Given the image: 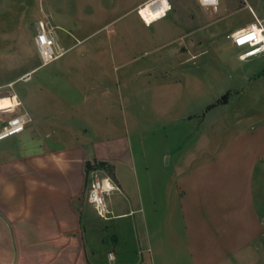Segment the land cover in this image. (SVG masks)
I'll return each instance as SVG.
<instances>
[{
    "label": "crops",
    "instance_id": "1",
    "mask_svg": "<svg viewBox=\"0 0 264 264\" xmlns=\"http://www.w3.org/2000/svg\"><path fill=\"white\" fill-rule=\"evenodd\" d=\"M41 13L31 25L29 53L15 60L41 56L35 43L38 23L50 25L48 14ZM52 28L59 40L70 33L60 23L54 22ZM0 61L4 56L0 55ZM10 61L0 63V129L25 110L33 122L22 133L0 142V264L255 262L252 255L260 251L264 239V222L254 206L262 148L252 150L247 145L240 151L243 158L237 166L222 160L223 152L213 156L219 157L218 161L208 157L187 171L181 168V156L173 162L167 155V166L174 163L168 176L156 173L161 166L148 165L140 171L131 152L120 149L119 138L108 135L113 125L103 123L108 124L106 135L91 140L89 129L81 123L83 114L89 117L91 109L114 107L113 81L104 70L80 74L81 70L63 63L44 71L38 77L39 84L17 91L14 86L22 76L45 65L6 81L18 67ZM73 76L86 79L73 81ZM93 77L100 79V88L91 84ZM191 158L193 162L198 157ZM89 162L109 164L121 189L109 199L110 219L128 222V233L119 234L134 244L126 255L105 253L97 232L89 227L93 219L88 209L96 212L89 202L83 205L89 188ZM114 196H118L119 206ZM110 253H114V260H110Z\"/></svg>",
    "mask_w": 264,
    "mask_h": 264
},
{
    "label": "rangeland",
    "instance_id": "2",
    "mask_svg": "<svg viewBox=\"0 0 264 264\" xmlns=\"http://www.w3.org/2000/svg\"><path fill=\"white\" fill-rule=\"evenodd\" d=\"M148 1L0 0V55L4 56L0 63L18 64L6 81L43 63L41 56L15 60L29 53L31 25L42 10L48 14L50 25L44 21L48 28L56 22L70 31L64 40L57 37L65 55L32 74L31 81L19 79L14 89L39 84L44 71L63 63L81 70L80 74L104 70L113 81L114 107L91 109L89 117L79 118L89 129L88 139L106 135L108 124H102L109 122L113 131L108 135L119 138L122 151L131 152L136 168L161 166L155 169L160 176L173 173L174 163L167 166V155L173 162L182 158L184 171L208 157L216 162L219 157L213 156L223 152L222 160L237 166L247 145L252 150L262 148L264 155V56L241 59L242 49L227 38L254 22L253 12L264 18V0H221L216 8L202 7L196 0H170L172 9L153 24L144 23L138 14ZM91 84L101 87L99 78ZM194 155L198 158L192 162ZM262 160L257 166L254 206L264 222ZM105 168L111 176L112 167ZM113 198L119 206L118 196ZM84 203L88 205L87 194ZM88 212L93 219L89 227L97 232L105 253L131 251L132 239L120 236L130 229L127 221L102 219L91 207ZM261 242L252 264H264V239Z\"/></svg>",
    "mask_w": 264,
    "mask_h": 264
},
{
    "label": "built area",
    "instance_id": "3",
    "mask_svg": "<svg viewBox=\"0 0 264 264\" xmlns=\"http://www.w3.org/2000/svg\"><path fill=\"white\" fill-rule=\"evenodd\" d=\"M153 1V0H152ZM157 1V0H154ZM162 6H165L164 18L172 9L170 0H160ZM202 7L216 8L220 5L221 0H196ZM255 21L247 27L236 30L227 35V38L238 48L242 49L241 59H248L256 56H264V18H259L254 12ZM37 49L43 60V64L60 58L64 55L63 50L57 43V35L53 29L48 28L44 22H39L38 33L35 37ZM32 79V74H26L20 78L25 82ZM10 83L9 85H13ZM33 122L32 115L27 111L9 119L0 129V142L22 133ZM121 191L115 181L100 169L92 168L89 170V188L87 193L88 202L94 207L97 214L103 219L113 217L110 209L109 199L117 192ZM110 260L115 259L114 253L109 254Z\"/></svg>",
    "mask_w": 264,
    "mask_h": 264
},
{
    "label": "bare ground",
    "instance_id": "4",
    "mask_svg": "<svg viewBox=\"0 0 264 264\" xmlns=\"http://www.w3.org/2000/svg\"><path fill=\"white\" fill-rule=\"evenodd\" d=\"M164 8L165 6H162V2L160 0H150L138 8V14L144 22L147 24H153L154 22L162 19L166 10Z\"/></svg>",
    "mask_w": 264,
    "mask_h": 264
},
{
    "label": "trees",
    "instance_id": "5",
    "mask_svg": "<svg viewBox=\"0 0 264 264\" xmlns=\"http://www.w3.org/2000/svg\"><path fill=\"white\" fill-rule=\"evenodd\" d=\"M98 166L100 167H105L106 163H100L98 164ZM92 168H94L93 164H91L90 162L88 163V170H91Z\"/></svg>",
    "mask_w": 264,
    "mask_h": 264
}]
</instances>
